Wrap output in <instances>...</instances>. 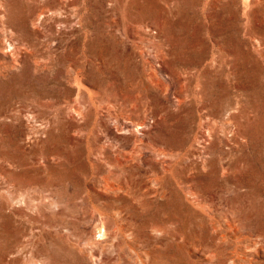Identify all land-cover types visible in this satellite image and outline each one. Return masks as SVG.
Wrapping results in <instances>:
<instances>
[{"label": "rangeland", "instance_id": "rangeland-1", "mask_svg": "<svg viewBox=\"0 0 264 264\" xmlns=\"http://www.w3.org/2000/svg\"><path fill=\"white\" fill-rule=\"evenodd\" d=\"M243 2L0 0V264H224L212 228L263 233Z\"/></svg>", "mask_w": 264, "mask_h": 264}, {"label": "bare ground", "instance_id": "bare-ground-1", "mask_svg": "<svg viewBox=\"0 0 264 264\" xmlns=\"http://www.w3.org/2000/svg\"><path fill=\"white\" fill-rule=\"evenodd\" d=\"M244 1L243 4L249 6L251 4V0H242ZM249 2V4H248ZM244 5V6H245ZM245 6V7H247ZM44 9V8H43ZM45 10V9H44ZM56 13V12H55ZM45 12L44 11H40V13L37 15L35 20H41L45 17ZM54 17V15H53ZM56 17V16H55ZM78 76V75H77ZM80 76L79 77H75L74 81H75V86L77 88V94H80V90H81V83L80 82ZM77 97V96H76ZM78 98V97H77ZM205 113V112H204ZM7 114V113H6ZM213 114V113H212ZM208 115V114H207ZM207 117V116H206ZM2 118V117H1ZM6 118V117H5ZM203 118V117H202ZM209 118V116H208ZM211 118V117H210ZM206 119V118H204ZM214 119V118H213ZM209 121V119H206ZM212 121V120H210ZM205 122L202 121V123ZM208 123V122H207ZM207 123H205L204 125H206V128L209 126H207ZM211 123V122H210ZM209 124V123H208ZM212 128L209 126V129ZM208 129V128H207ZM211 130V129H210ZM214 130V129H212ZM209 133V130H208ZM113 177L112 175L110 176V178ZM116 178V177H115ZM108 179V178H107ZM106 179V180H107ZM105 181V180H104ZM117 182V181H115ZM111 183V182H110ZM120 183V182H119ZM115 184V183H113ZM117 184V183H116ZM110 185V184H109ZM119 185V184H118ZM117 185V186H118ZM124 188V187H123ZM226 218V217H225ZM227 219V218H226ZM103 222V221H102ZM218 223V222H217ZM233 223V222H231ZM103 224V223H102ZM101 224V225H102ZM214 224V223H213ZM224 224V223H223ZM100 225V224H99ZM100 225V226H101ZM104 225V224H103ZM215 225V224H214ZM219 225V224H218ZM217 226V225H216ZM220 226V225H219ZM236 226V225H235ZM102 227V226H101ZM102 229V228H101ZM99 229V230H101ZM107 229V228H106ZM240 227L239 228H212V234H215V240L217 241L218 244H220L221 246V250L219 251H223L222 248L224 249V251L226 252L227 255V261L224 264H264L263 262H259L258 260H256V256L259 254V251L262 247V244L264 242V230L263 233H256L255 238L254 237H244V235H241L240 232ZM96 230V229H94ZM96 231V232H99ZM116 231V230H115ZM103 232V231H102ZM101 232V233H102ZM251 232V231H250ZM94 233V232H93ZM243 233V232H242ZM96 234V233H95ZM251 234H253L251 232ZM105 235V233H104ZM107 235V234H106ZM95 237V236H94ZM93 237V238H94ZM97 239V238H96ZM107 239V238H106ZM93 240V239H92ZM214 240V239H213ZM96 241V240H93ZM92 242V241H91ZM101 242V241H100ZM95 243V242H93ZM104 243V242H103ZM84 244V243H83ZM91 244V243H89ZM100 244V243H99ZM87 245V244H86ZM92 245V244H91ZM93 246V245H92ZM98 246V245H97ZM95 247V246H94ZM100 250V249H99ZM95 251V250H94ZM217 251V250H215ZM98 253V252H96ZM98 255V254H97ZM100 255V254H99ZM96 256V254H95ZM144 261V260H143ZM141 262V261H140ZM145 262V261H144ZM149 262V261H148ZM147 262V263H148ZM151 262V261H150ZM142 263V262H141ZM146 263V262H145ZM36 264V263H35ZM38 264V263H37ZM144 264V263H143Z\"/></svg>", "mask_w": 264, "mask_h": 264}]
</instances>
